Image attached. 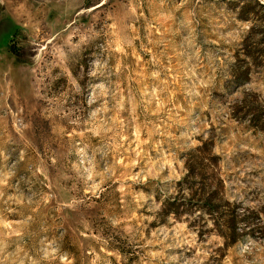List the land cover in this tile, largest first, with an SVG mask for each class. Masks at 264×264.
I'll return each mask as SVG.
<instances>
[{
  "label": "rangeland",
  "instance_id": "rangeland-1",
  "mask_svg": "<svg viewBox=\"0 0 264 264\" xmlns=\"http://www.w3.org/2000/svg\"><path fill=\"white\" fill-rule=\"evenodd\" d=\"M0 264H264V0H0Z\"/></svg>",
  "mask_w": 264,
  "mask_h": 264
}]
</instances>
